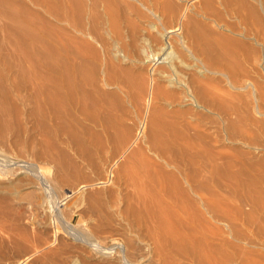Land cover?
Listing matches in <instances>:
<instances>
[{
  "label": "rangeland",
  "instance_id": "rangeland-1",
  "mask_svg": "<svg viewBox=\"0 0 264 264\" xmlns=\"http://www.w3.org/2000/svg\"><path fill=\"white\" fill-rule=\"evenodd\" d=\"M83 1L84 14L74 15L70 22L63 20L61 24L83 37L80 33L84 31L87 39L99 51L98 57L93 53L89 54L85 60L86 65L77 71L97 75L98 79L110 83L104 86L107 94L104 148H97L92 134L98 128L85 119L81 120L86 127L80 131L81 144L63 131L55 139L49 152L45 151L36 132L32 130V123L25 120L27 129L32 131L20 134L16 128L18 123L12 121L15 124L6 130V138L0 142V183L7 186L19 177L31 178L36 181L40 203L28 202V205L27 202L18 203L16 199L11 200L10 204L3 203L0 222L5 224L3 230L0 229V239L9 241V235L14 233H9L11 224V228H21L20 234L27 233L30 239L43 242L45 246L49 243L45 250L59 252L56 264H164L161 259V263L156 261L158 256L152 247L155 248V245L141 234V230L133 225L132 217L125 212L134 199L131 184L134 174L143 176L145 172L141 169H151L143 177L155 175L154 168L158 167H154L155 163L159 167L164 163L161 169H155L156 172L162 168L165 172L169 168L171 170L172 166L165 164L166 160L160 159L158 153L168 149L171 138H178L183 146L188 144L187 151H171L168 158L180 165L184 174L179 173V177L185 187L190 184L186 180L193 181L192 184L203 195L202 200L193 194L199 209H194L198 213L194 216L197 218V225L192 224L199 228L203 226L200 230L203 231L214 221V225L209 228H213V235L217 234L215 243H211L215 249L211 248L209 241L207 245L208 251L212 249V254L209 252L214 260L210 259L208 264H264V0H224L223 4H229L227 7L221 2L223 7L218 6L216 0H211L213 3L209 0L210 9H215V12L210 11L216 18L218 16L220 24L227 27L226 30L213 21L199 24L201 28H198L199 25L195 28L191 22L187 23L192 8L187 9L185 0H167L176 5L173 13L185 11L183 19L170 24V28L175 31L173 38H178V35L185 37L187 32L190 33L191 36L187 34V38L185 37V45L195 49L205 66L201 75L204 84L201 98L203 96L202 103L207 104L206 108L196 110L193 107L194 109L178 115H172L173 108H167L164 99L154 98L151 108L147 106L146 95L141 97L136 91L137 80L134 77L135 89L131 86V73H139L138 75L149 80L148 67L153 64L157 70H166L171 50L177 53L175 63L178 73H182L172 75L175 79L180 76L183 78L189 73H198L195 68L200 62H196L191 53L176 41H172L174 48L168 54H162L155 62H144L140 52L141 45L138 44V53H135L129 39H118V48L124 50L122 54L130 53L137 57L142 55L140 59H113L109 52L119 33L131 34V25H137L136 23L140 28L147 26V30L154 33L155 30L148 25L157 23V20L149 15L147 8L142 7L141 0ZM147 1L148 7L154 8V11L161 10L164 4V0ZM200 1L197 3L208 2ZM36 6L45 10L44 4ZM114 10L117 13L115 15L112 14L115 13ZM141 10L147 13L145 18L140 15ZM112 16H116L117 22L111 20ZM125 17H129L132 24ZM209 24L211 27L208 28ZM189 38L192 41L189 42ZM75 60L78 66L83 61L78 57ZM159 82L168 89L176 88L170 87L161 79ZM160 108H167L170 116H165L162 120L156 119L155 115ZM110 134L118 135V138L114 137L116 142L108 137ZM81 146L87 147V150L83 152ZM190 148L192 149L188 150ZM122 165L135 168L130 179L132 170L126 173L128 176L125 178L122 176L123 180H130L129 186L126 185L127 182L120 181L118 176L117 170ZM77 170L81 172L78 175L75 173ZM185 176L186 179H183ZM85 183L89 187L86 185L82 189L81 186ZM211 197L215 203L214 210L208 207L207 199ZM128 241L132 243L127 245ZM23 254V250L11 249L4 256L7 260L4 258L3 261H19ZM37 255L29 263H33L38 258ZM2 259L0 258V262L5 263ZM175 259L172 258L174 262L170 264H190L189 261Z\"/></svg>",
  "mask_w": 264,
  "mask_h": 264
},
{
  "label": "bare ground",
  "instance_id": "bare-ground-1",
  "mask_svg": "<svg viewBox=\"0 0 264 264\" xmlns=\"http://www.w3.org/2000/svg\"><path fill=\"white\" fill-rule=\"evenodd\" d=\"M199 1L200 0H185L187 9L188 7L192 8H190L192 14L187 17V23L191 22L196 28L199 24H207V22L210 21L211 23L213 21L219 27L226 30L227 27L220 24L221 22L219 21L218 16L216 18V15L214 14V16L213 12L210 11L214 10L215 12V9H210L211 5L209 0L207 3H203L202 1V3L198 4L197 2ZM204 1L206 2L207 0ZM223 1L224 0H216L218 3L217 5L220 6L223 4ZM140 3L142 7L148 9L147 12H149V15L151 14L157 20V23H150L148 25L150 29L155 30L154 33L147 30V26L140 28L137 26L138 23H136L137 25H131L132 21L130 22L128 20L129 17H125L129 23H131L129 25H131L132 33L130 32L131 34L129 35L123 33L118 34V38L113 40L114 42L109 52V54H111L110 57L122 61H126V59L136 61L143 55L144 62H155L162 54H168L170 52L169 50L174 48L172 41H176L175 43H181L182 48L188 50V52H190L197 60L196 62H200V64L195 63L197 65L196 68L194 67L195 70L197 69L196 72L198 73H189L187 74L189 75L188 77L187 75H184L183 78H180V76L179 79H175V76L180 74L178 73L179 71L177 70L175 63V59H177L178 56L175 55L177 54L175 53L176 51L171 50L170 55H168L171 60H167L166 70H157L154 68L153 64H151L148 67L150 76L149 80L145 76L138 75L139 73H131V86L135 89L133 85L134 78H136V87L138 89L136 91L141 97L146 95L147 106L150 107L154 98L164 99L167 108H173V111H171L172 115L185 113L189 111V109L192 110L195 108L197 110L199 108H206L207 104L202 103L203 96L201 98V88L204 85L202 84L201 75L205 70H202L205 68L204 63H201L200 60L202 59L198 56L192 46L189 47L185 45V37L187 38V34L190 35V33L187 32L185 37L184 35H178V38H173L175 31L170 28V24L173 25V23L175 24L177 21L185 17V11L181 13H173V9L176 5L167 2V0H164L161 10L158 9V11H154V8L148 7L147 0H141ZM37 4H44L45 10H43V8H41L42 10L39 9L40 7L38 8L36 6ZM227 4L224 7H227ZM218 8H216V10H218ZM129 9L131 10L132 8ZM229 9L227 10L229 11ZM84 11L83 0H0V142L6 138V130H9L12 124H15V122H12L14 120L18 123V125L16 123L17 126H14H16L20 134L30 131L31 129H27L28 125L25 123L26 120L34 125H32V130L34 133L36 132L37 137L44 146L46 152H49L52 149L55 139L62 134L63 131L68 136L75 137L81 144L80 131L86 129L81 123V120L85 119L86 121L92 122L95 127L98 128L96 132H92V134L96 140L97 148H104V135L106 133V128H104L106 119L104 116L107 95L104 86L106 84L109 85L110 83L98 79L97 75H92L91 73H78L77 71L78 68L86 65L85 60H87L86 58L89 54L93 53L94 56L98 57L97 55H99V51L96 50L89 39H87L84 31L80 33L84 35L83 37L82 35H79L77 31H74L73 29V31H71L68 26L61 24L63 20L70 22V18L74 15L78 14L79 16H82ZM216 13L218 14L217 11ZM112 14L115 15L117 13L115 11V13L112 12ZM140 15L145 18L147 13L142 11ZM111 20L117 22L116 16H112ZM135 22L136 21L134 20V23ZM199 26L198 28H201V26ZM209 27H211L210 24L208 25V28ZM192 30L194 31V29ZM118 39H129L130 42L133 43L132 47L135 53H138L137 46L140 44V52H142V55L137 57L130 53L122 54V51L124 50L118 48ZM190 40L192 41V39L189 38L188 41L190 42ZM100 41H103V39ZM121 43L123 44V41ZM132 50L130 51L131 53ZM76 57L83 59L79 66L76 64ZM212 72L216 71L212 70ZM159 79L166 82L170 87L176 88L168 89L167 87L162 86ZM167 108H160V111L157 112V114L154 112L157 117L156 119L162 120L165 116H170ZM87 129L89 128L87 127ZM108 137H111V140L115 141V138H118V135L110 134ZM169 141L170 144L168 149L166 148V150L159 152L158 155L161 157L160 159L166 160L167 163L165 164L172 166L171 170H169V168L166 170L167 172H165L162 168L161 171L156 172L155 169H158L159 165H156L157 163H155L154 167L158 166L154 168L156 174L149 175L150 173H148L149 177L147 175L146 177H143L146 174V171H150L151 169H146V171L145 169H141V171H144L145 173L144 175L142 174L143 176H140L141 174L138 172L139 175L133 173L135 168L130 169L127 165H122L118 168L117 172L119 178H121L120 181L123 180L122 176H124V178L125 176H128L127 174L130 170H132V173L130 172L129 179L132 177L131 174H134V178L132 177L134 180L131 179V184L133 186L132 197L134 199L130 201L131 206L127 208L125 213L129 217H132L133 225L141 230V234L147 236L151 241V244L153 243L155 245V248L154 246L152 247L155 249L154 253L158 256L156 258L157 262L161 259L164 264H170L173 261L171 260L172 258H174V260H176L175 258H178L179 261L186 260L189 261L190 264H208L210 259L214 260L212 255H210V252L212 254V251L210 250L215 249L212 248L213 246L211 243H215L214 238L217 234L213 235V228H209L210 225H214L212 224L214 221L207 218L209 221H212V223L207 221V223H211L209 227H207L208 230L205 227L203 231H200L203 229V226L201 228L193 226L194 223L197 225V218L195 219L194 216L195 214H198L196 213V210L199 209V206L197 205L198 201L193 197V194L198 195L202 200L203 195H201L200 190L196 185H194V183L192 184L193 181L190 182L189 180H186L190 184L188 183L189 187H185L179 177V173H183L179 167L180 165L175 164L174 161L172 162V160L168 158V153L171 151L180 153H183L184 151L186 152L188 144L185 143L183 146V144L178 141V138H171ZM2 143H5V141ZM121 144H123L122 141ZM118 147L120 148V146ZM81 149L85 152L87 147L81 146ZM191 149L192 148L188 150ZM54 161H57V159H54ZM161 167L159 168L161 169ZM78 171L79 170L75 171L77 175L81 173ZM135 176L137 177L135 178ZM129 179L128 182L127 180L125 181V179L123 180L127 182V186H129ZM183 179H186V176ZM81 180H83V182L86 181V179ZM194 181L197 183L196 180ZM88 183L83 184L81 188L83 189L86 185L89 187ZM13 199H16L18 203L25 202L26 204L27 202L28 204L29 202L30 204H39L40 200L36 181L31 178L19 177L7 186L0 183V210L4 209L3 203L10 204V201ZM207 201L209 209L214 210L215 203L213 198L211 197L207 199ZM3 224L0 222V229L2 230L4 227ZM9 229H7L9 230V233H14L9 235V241H5L2 238L0 239V258H3L2 261L5 260L6 258L4 256L8 251L10 252L11 249L23 250L24 254L18 259L19 261L11 262L9 260V263L3 261L5 263L0 262V264H27L37 254L40 256L38 257L37 255L38 258L35 259L33 263L29 264H56L59 252L56 253L55 251L45 250L49 243L45 246L43 242L30 239L27 233L20 234V231H22L21 228L20 230L19 227L17 228L16 226L11 228V224ZM1 232L2 231H0V233ZM134 240L135 239H133V241ZM208 241L212 248L209 249L210 252L207 249ZM146 242L148 243V241ZM131 243L128 241L127 245H130ZM136 245L135 247H138ZM213 256L216 257V255ZM21 258L26 259L20 260ZM233 259L234 258H232V260ZM161 261L159 262L161 263Z\"/></svg>",
  "mask_w": 264,
  "mask_h": 264
}]
</instances>
